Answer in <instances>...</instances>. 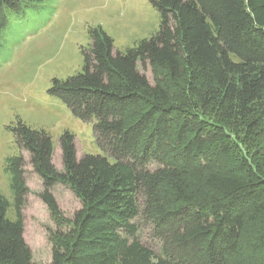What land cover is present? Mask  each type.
<instances>
[{"label": "trees", "instance_id": "1", "mask_svg": "<svg viewBox=\"0 0 264 264\" xmlns=\"http://www.w3.org/2000/svg\"><path fill=\"white\" fill-rule=\"evenodd\" d=\"M44 1L0 0V47ZM150 1L155 34L119 52L89 27L81 71L47 91L92 124L102 155L78 156L65 131L58 170L46 132L7 127L21 154L4 168L0 264H36L24 240L27 167L67 227L51 238L50 264H264V0ZM56 188L80 204L71 219Z\"/></svg>", "mask_w": 264, "mask_h": 264}, {"label": "rangeland", "instance_id": "2", "mask_svg": "<svg viewBox=\"0 0 264 264\" xmlns=\"http://www.w3.org/2000/svg\"><path fill=\"white\" fill-rule=\"evenodd\" d=\"M12 22L0 47V194L9 204L12 193L4 170L6 159L21 153L7 127L19 119L32 129L46 132L53 140V161L58 170L57 139L65 131L74 136L78 156L102 155L92 124L74 118L47 91L53 79L65 80L81 71L89 27L100 26L112 39L114 51L124 52L156 33L159 15L150 0H45ZM141 71L152 83L150 69ZM26 186L24 240L36 264H50L51 238L66 233L67 227L57 224L49 214L38 195L41 183L29 167ZM53 195L62 220L71 219L80 207L78 200L63 188H56ZM7 217L14 219L12 208Z\"/></svg>", "mask_w": 264, "mask_h": 264}]
</instances>
